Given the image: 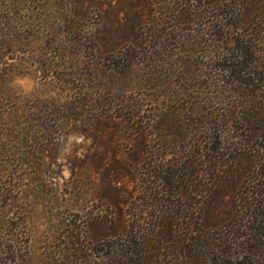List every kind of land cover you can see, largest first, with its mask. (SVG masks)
Here are the masks:
<instances>
[{
	"label": "trees",
	"instance_id": "obj_1",
	"mask_svg": "<svg viewBox=\"0 0 264 264\" xmlns=\"http://www.w3.org/2000/svg\"><path fill=\"white\" fill-rule=\"evenodd\" d=\"M59 1L56 27L52 0H0V133L67 120L104 145L75 175L79 196L101 177L105 208L48 229L49 264H264V0H99L93 20L91 0ZM43 52L71 93L4 101L12 66ZM11 174L0 264H24L32 229L5 209L19 199Z\"/></svg>",
	"mask_w": 264,
	"mask_h": 264
},
{
	"label": "rangeland",
	"instance_id": "obj_2",
	"mask_svg": "<svg viewBox=\"0 0 264 264\" xmlns=\"http://www.w3.org/2000/svg\"><path fill=\"white\" fill-rule=\"evenodd\" d=\"M109 2L110 0H103L102 4L112 9ZM51 4L53 14L49 12L51 17L48 22L56 27L58 24L67 23L59 18L68 4L59 0H52ZM89 4L91 8L89 20H93L92 17H97L100 3L99 0H91ZM76 22L79 27L85 26L82 17H78ZM57 31L56 37L53 35L54 38L63 37L61 32ZM73 34L74 30L64 35V38L69 39ZM49 37L50 35L42 36L35 47H47ZM9 61L14 63L16 59L11 58ZM50 61L53 63L52 66L46 64ZM58 61L62 62L61 57L43 52L41 56L32 59L33 69L12 66L13 72L5 77L7 82L3 84L4 95L8 97V101L5 99L4 101L9 103L17 101L15 103L27 107L33 103L32 98L37 91H40L43 100L57 94L68 96L71 92L60 87L55 77L58 73ZM39 67L49 69L44 73ZM45 77H48L47 80L56 79L53 82L55 85L47 84ZM71 123L65 120L60 128L47 134L46 131L29 134L18 130L0 133V169L3 168L0 172V183L4 187H9L4 181L8 176L12 177L13 172L15 179L11 182L16 184L15 193L19 198L14 204H7L5 209H9L10 215L15 213L18 216L16 224L28 221L32 229L29 245L31 255L24 264H49L47 252L51 246L47 245L44 236L50 232L48 229L62 223V217L66 218L69 213L74 214L79 210L96 212L105 208V203L100 197L101 177L95 172L93 174L95 185L88 183L93 181L87 179L85 182L89 187L86 186L85 191L79 196L77 188L80 184L75 175L77 166L79 170H94L95 161L104 150V145L98 142L91 132L71 130ZM46 136L49 137V141L44 138Z\"/></svg>",
	"mask_w": 264,
	"mask_h": 264
}]
</instances>
